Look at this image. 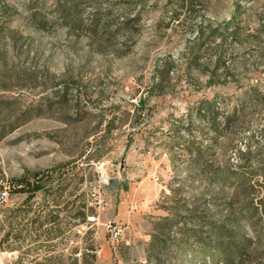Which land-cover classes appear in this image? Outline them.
Returning <instances> with one entry per match:
<instances>
[{
    "label": "rangeland",
    "instance_id": "obj_1",
    "mask_svg": "<svg viewBox=\"0 0 264 264\" xmlns=\"http://www.w3.org/2000/svg\"><path fill=\"white\" fill-rule=\"evenodd\" d=\"M263 12L264 0H0V208L25 199L9 198V180L64 166L60 220L70 221L79 206L92 216L101 200V223L126 228L114 249L104 225L71 220L58 239L0 252V264L45 257L93 264V255L96 264H208L189 253L176 257L166 235L168 250L154 254V224L185 202L216 216L225 211L230 193H220L202 171L227 159L213 140L205 99L215 94L222 122L240 106L239 93L257 86L262 96L246 105L244 128L246 137L262 140L264 37L246 38L263 23L255 13ZM234 14L243 37L224 46L235 60L234 83L206 86L205 75L186 73L185 55L201 27L205 48L214 49L220 40L211 30ZM201 191L212 195L200 200ZM41 202L40 195L30 217ZM255 221L260 234L245 220L244 235L264 245V214ZM179 228L172 227L175 238ZM39 245L49 248L36 251Z\"/></svg>",
    "mask_w": 264,
    "mask_h": 264
},
{
    "label": "trees",
    "instance_id": "obj_2",
    "mask_svg": "<svg viewBox=\"0 0 264 264\" xmlns=\"http://www.w3.org/2000/svg\"><path fill=\"white\" fill-rule=\"evenodd\" d=\"M255 15L258 20L262 18L263 23L255 35L247 36L246 40L253 36L252 40L257 43L261 37H264V16L259 13ZM236 19L237 15L234 14L229 21L211 30L213 39L220 40L211 51L205 48L207 41L204 38V28H199L196 39L189 45L185 55L186 73L196 70L205 75L206 86L209 87L234 83L236 69L232 62L235 60L233 54L224 46L229 38L240 41L243 37ZM258 46L260 48V45ZM261 96L257 86L240 92L238 95L240 106L234 105L229 108L222 122L216 118L213 110L215 94L203 101L209 105L212 112L213 140L217 146L220 145L227 159L223 166H203L202 171L204 175L211 177L220 193L224 196L227 195L225 191L230 193L226 198L225 211L216 216L213 210L205 206H193L187 202L182 207L178 206L175 213L154 224L157 235L153 236L150 244L154 254L160 256L163 250H168L164 245L167 243L164 238L166 235L174 243L176 257L189 253L191 257L201 258L208 264H264V245L261 237L257 238V243L252 244L251 239L244 235L245 220L249 221L257 235L260 234L259 223L255 220L264 214V129L260 132L262 140L256 141L252 137H246L244 128L249 118L246 105L259 103ZM199 110L204 111V108L201 107ZM219 139H222L220 144ZM232 157H237V163H234ZM201 160L202 152L199 151L195 157V164L200 163ZM67 176L65 167L58 166L9 180L7 192L9 198L21 195L25 199L18 207L0 208V252H15L19 244L58 239L67 233V228L72 227L71 220L81 224L87 219L86 214L83 213L85 207L79 206L76 215L69 217L70 221L60 220L58 194ZM195 193L200 200L209 195L207 191ZM40 195L42 202L37 212L30 217ZM181 209L186 213L184 222L178 219ZM177 225H181L178 231L179 238L172 236V227ZM165 226V229H168L167 234ZM45 247L49 248L39 245L35 250ZM33 251L29 250V252ZM83 255L84 258L89 257L85 253ZM90 257L93 264H96V256ZM56 259L57 257L37 258L30 264H55Z\"/></svg>",
    "mask_w": 264,
    "mask_h": 264
},
{
    "label": "built area",
    "instance_id": "obj_3",
    "mask_svg": "<svg viewBox=\"0 0 264 264\" xmlns=\"http://www.w3.org/2000/svg\"><path fill=\"white\" fill-rule=\"evenodd\" d=\"M95 206V213L92 216H87L86 224L91 226H100L104 225L109 234L110 242L115 249L116 244L119 242L121 237L124 235L125 227L117 221H110L107 223H101V212L103 210V205L101 200H98L97 203L93 204Z\"/></svg>",
    "mask_w": 264,
    "mask_h": 264
}]
</instances>
